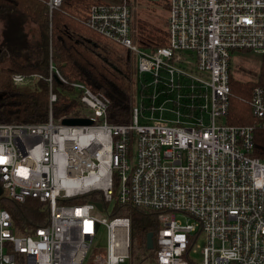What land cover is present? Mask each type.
I'll return each mask as SVG.
<instances>
[{
	"label": "built area",
	"instance_id": "2783aa9c",
	"mask_svg": "<svg viewBox=\"0 0 264 264\" xmlns=\"http://www.w3.org/2000/svg\"><path fill=\"white\" fill-rule=\"evenodd\" d=\"M164 1L168 40L153 50L135 42L127 0L94 3L83 19L136 62L128 123L107 122L108 97L51 61L47 74L11 76L14 86L46 82L48 111L44 122H0V187L48 217L18 234L0 207V264H128L130 218L111 214L116 203L158 212L149 264H264V159L251 155L252 126L226 121L232 55L260 53L264 72V0ZM61 2L45 0L49 14ZM54 81L78 104L59 119ZM247 101L264 117V87H252ZM68 117L92 123L62 124ZM90 192L101 200L68 202ZM100 227L105 247L97 250Z\"/></svg>",
	"mask_w": 264,
	"mask_h": 264
},
{
	"label": "trees",
	"instance_id": "16d2710c",
	"mask_svg": "<svg viewBox=\"0 0 264 264\" xmlns=\"http://www.w3.org/2000/svg\"><path fill=\"white\" fill-rule=\"evenodd\" d=\"M102 0H62L49 14L45 0H0V22L4 25L0 42V122L38 123L47 119V83L39 80L33 86H14V73L47 74L49 62L70 80L85 83L95 93L108 97L107 122L128 123L134 104L135 80L128 55L116 51L104 38L83 24L89 7L94 3H111ZM168 11V3L159 1ZM158 2V3H159ZM33 25L24 32V24ZM160 24V25H158ZM135 21V42L142 48L155 49L167 44V18L162 23ZM8 27V28H7ZM8 29V31H7ZM31 39L27 40L26 36ZM111 44V43H110ZM127 53V52H126ZM231 95L226 121L234 125H250L253 131L252 156L264 159V117L253 116L248 104L251 89L264 87V72L255 79L238 80L229 74ZM57 100L53 104L56 119L71 114L78 104L70 97L69 88L54 81ZM97 192L68 199L82 203L99 201ZM0 207L7 209L18 234H31L46 224L48 212L34 201L17 202L4 192L0 193ZM157 211L116 203L111 212L116 216H129L128 264H149L154 249L146 248V235L155 234L158 227Z\"/></svg>",
	"mask_w": 264,
	"mask_h": 264
},
{
	"label": "rangeland",
	"instance_id": "374dc122",
	"mask_svg": "<svg viewBox=\"0 0 264 264\" xmlns=\"http://www.w3.org/2000/svg\"><path fill=\"white\" fill-rule=\"evenodd\" d=\"M102 1H115L118 2L120 0H102ZM130 4L132 9L131 14V24L134 26L135 21L138 19H142L146 22L158 24L165 21L168 15V11L160 5L161 0H127ZM159 2V3H158ZM160 25V24H158ZM33 25L31 24H24L23 29L24 32H28L29 27L31 28ZM8 28V27H7ZM3 30L4 25L0 22V42L3 39ZM8 31V29H7ZM27 40H30V35L26 36ZM108 42V41H107ZM108 46L112 47L114 50L109 53L110 55H116V51L125 55H128V59L130 61L131 69L135 72L136 69V62L133 60L132 56L129 53H126V50L115 45L108 43ZM261 68V55L257 52L252 51H245L242 54H233L230 61V73L233 78L238 80H251L255 79L260 71ZM137 91V88H135ZM135 93V92H134ZM175 217L180 219L181 221H185L186 217H184L180 212L175 213ZM105 230L103 227H100L96 232L94 237L93 246L98 249H103L105 247ZM198 245L194 246V250L191 251L190 256L194 259H200V252L199 248L203 244L202 239L197 242ZM198 246V247H197Z\"/></svg>",
	"mask_w": 264,
	"mask_h": 264
},
{
	"label": "water",
	"instance_id": "95a60500",
	"mask_svg": "<svg viewBox=\"0 0 264 264\" xmlns=\"http://www.w3.org/2000/svg\"><path fill=\"white\" fill-rule=\"evenodd\" d=\"M62 124H69V125H89L92 123V120L89 118H78V117H68L63 118L61 120ZM0 193H2V188L0 187ZM97 208L100 210L102 208L101 203H96ZM153 233L149 232L146 235V248L152 249L153 248Z\"/></svg>",
	"mask_w": 264,
	"mask_h": 264
}]
</instances>
